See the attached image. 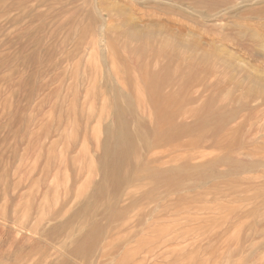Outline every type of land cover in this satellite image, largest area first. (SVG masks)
<instances>
[{"label": "rangeland", "instance_id": "1", "mask_svg": "<svg viewBox=\"0 0 264 264\" xmlns=\"http://www.w3.org/2000/svg\"><path fill=\"white\" fill-rule=\"evenodd\" d=\"M258 79L264 0H0V264H264Z\"/></svg>", "mask_w": 264, "mask_h": 264}, {"label": "bare ground", "instance_id": "2", "mask_svg": "<svg viewBox=\"0 0 264 264\" xmlns=\"http://www.w3.org/2000/svg\"><path fill=\"white\" fill-rule=\"evenodd\" d=\"M257 82H259L260 85L264 87V80H262V79H258ZM141 122H142V121H141ZM141 122H140V123H141ZM123 124H124V123H123ZM127 124H128V123H127ZM123 126H124V125H123ZM137 166H138V165H137ZM104 174H105V173H104ZM105 175H107V174H105ZM90 203H91V202H90ZM90 203H89V204H90ZM98 204H99V203H98ZM98 207H99V206H98ZM62 239L64 240V238H62ZM63 240H62V241H63ZM65 240H66V239H65ZM77 241H78V240H77ZM68 242H69V241H68ZM88 242H89V241H88ZM75 243H76V242H75ZM95 243H96V241H95ZM77 244H79V243H77ZM78 246H79V245H78ZM82 246H84V245L82 244ZM87 249H88V248H87ZM89 249H91V248H89ZM91 250H92V249H91ZM87 251H88V250H87ZM85 254H86V251H85Z\"/></svg>", "mask_w": 264, "mask_h": 264}]
</instances>
